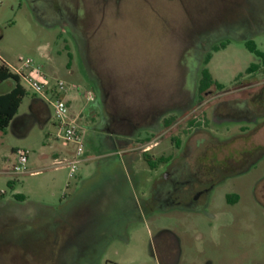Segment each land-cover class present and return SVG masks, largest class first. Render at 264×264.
I'll return each instance as SVG.
<instances>
[{
	"label": "rangeland",
	"instance_id": "374dc122",
	"mask_svg": "<svg viewBox=\"0 0 264 264\" xmlns=\"http://www.w3.org/2000/svg\"><path fill=\"white\" fill-rule=\"evenodd\" d=\"M35 2L37 6L31 0H0V63L15 64L20 57L30 58L53 83L61 80L78 87L81 102L71 108L76 115L88 103V91L96 92L93 79L97 77L104 80L106 91L120 108L133 104L142 110L147 104L162 107L171 103L187 87L190 73L186 76V70L191 72L200 64L202 42L215 44L223 34L227 35L222 40L227 47L211 51L206 68L225 84L238 72L246 76L252 62L259 63L247 48L246 37L250 36L248 41L264 54V0ZM63 21L69 23V30ZM9 84L0 86V94L8 91ZM21 85L27 91L19 108L22 114L29 112L30 99L37 94L25 82ZM94 120L82 114L79 117L86 130L85 149L90 159L71 180L69 169L56 165L53 153L60 149L65 151L60 159H70L75 146L58 137L53 122L46 130L37 126L27 138L17 137L10 128L0 131V170L4 165L11 169L16 161L14 149L30 152L27 173L0 176V188L7 190L6 198L0 200V264H159L152 249V234L159 229L184 235L187 229L201 225L200 232L205 234L203 220L186 217L180 222L174 213H156L146 222L125 221L121 216L124 204L115 191L112 194L107 168L110 162L127 163L131 156L123 153L122 146L132 138L115 133L111 140L116 142V153L112 158L96 157L95 150H105L103 138L112 132L106 126L92 128ZM222 126L237 131L233 124L218 127ZM188 127L183 121L154 138L149 136L153 140L147 144L141 138L151 134L150 127L139 130L134 144L138 176L144 180L151 177L150 164L140 158L145 148L154 146L155 159H165L174 153L173 139ZM248 144L264 145V126ZM128 172L133 178V193L138 196L139 177ZM11 180L13 189L8 186ZM77 180L83 184L73 191ZM72 191H76L74 196L66 200L64 195ZM14 194H22L25 201H17ZM122 226L128 234L112 238L108 231ZM259 227L255 238L251 232L255 230L245 232L236 227L212 234L209 241L207 235L201 240L194 231L193 238L189 236L196 250L192 255L203 253V257L182 264H209L206 258L212 260L210 264H258L257 253L264 262V216ZM101 244L107 245L104 250Z\"/></svg>",
	"mask_w": 264,
	"mask_h": 264
},
{
	"label": "flooded vegetation",
	"instance_id": "af4514ba",
	"mask_svg": "<svg viewBox=\"0 0 264 264\" xmlns=\"http://www.w3.org/2000/svg\"><path fill=\"white\" fill-rule=\"evenodd\" d=\"M31 2L37 6L35 0ZM62 25L69 30L67 21H63ZM226 37L223 34L214 41L215 44L202 42L200 64L191 72H185L186 76L187 72L190 73L188 84L185 83L187 87L179 97L162 107L147 104L141 110L129 104L131 106L126 109L120 108L116 98L106 91L104 80L101 77L93 79L97 90L94 92V103L87 107L85 117L89 118L90 113L96 110L97 117L91 124L92 128L106 126L112 132L103 138L105 150H95L96 157L109 155L112 158L116 153L113 151L116 142L111 138L115 133H124L132 138L122 146L123 153L131 156L126 164L128 170L138 176L140 172L134 164L139 159L134 155V144L139 130L150 127L151 134L141 138L143 144H147L157 133L163 134L176 124L186 121L189 126L173 139L174 153L165 159L163 156L155 159L152 153L154 146L143 150L142 161H156L157 167L149 169L151 177L146 180L138 176V196L126 183V176L121 171V165L125 164L122 160L110 162L107 168L112 194L115 191V197L123 202L121 216L128 224L146 222L156 213H174L180 222H184L186 217L205 222V234L200 232L201 225H194L193 230L187 229L184 235L169 228H161L152 234V249L159 264L192 263L201 259L203 253L192 255L196 251L190 241L194 231L201 240L207 235L209 241L213 240L214 233L240 227L245 232L255 230L251 231L255 238L264 216V145L248 144L264 126V64L255 57L259 61L255 69L250 70L252 62L245 70L247 75L238 72L230 84L214 78L204 64L205 59L211 51H215L216 46L224 44L222 40ZM249 38L245 40L248 42ZM217 41L221 43L216 45ZM204 69L211 77L206 88L202 87ZM170 121L173 123L168 126ZM143 123L146 125L143 126ZM223 123L235 125L237 131L218 127ZM88 133L89 143L94 133L93 130ZM237 141L241 143L236 144ZM160 168L164 172L159 173ZM75 192L69 193L66 200H71ZM108 232L112 238L128 234L125 226ZM106 246L101 244L100 248L104 250ZM258 255L257 263L264 264ZM206 259L207 263H212L210 258Z\"/></svg>",
	"mask_w": 264,
	"mask_h": 264
},
{
	"label": "built area",
	"instance_id": "2783aa9c",
	"mask_svg": "<svg viewBox=\"0 0 264 264\" xmlns=\"http://www.w3.org/2000/svg\"><path fill=\"white\" fill-rule=\"evenodd\" d=\"M13 74L20 77L30 89L46 100L52 107L54 121L58 128V137L75 146V152L70 159L56 160V165L69 169V179H74L79 167L86 161L85 140L86 130L74 115L67 102L70 92H79L76 86H68L64 81L54 83L43 72L40 66L30 58L20 57L15 64L6 63ZM87 100L93 101L94 94L88 91ZM16 161L10 170L0 172L2 175L16 176L28 172L30 152L24 149L15 150ZM69 184V183H68ZM7 195V190L0 188V196Z\"/></svg>",
	"mask_w": 264,
	"mask_h": 264
},
{
	"label": "crops",
	"instance_id": "0c3cea01",
	"mask_svg": "<svg viewBox=\"0 0 264 264\" xmlns=\"http://www.w3.org/2000/svg\"><path fill=\"white\" fill-rule=\"evenodd\" d=\"M9 86H10V88L8 90H10L12 88V84L10 83ZM80 99H81L80 91L79 92L72 91L67 96V102L71 108H73L76 104L79 105V103L81 102ZM23 101H24V99H23ZM87 102H88V100H87ZM92 103H94V102L89 101L87 104L83 105L81 107V111H79V114H77V116H80L81 114L85 116V112H86L87 107H89L90 104H92ZM74 115H76V114L74 113ZM96 117H97V111L96 110L91 112L89 115V119H91V120H94ZM50 122H53L54 126L57 128L56 123L54 121L53 111H52L51 106L42 97H40L39 95L38 96L35 95L32 99H30V110H29V112L21 114V113H19V110H18L17 114L13 118V120H12V122L8 128H10L12 130V132H14V134L17 137L27 138L34 132V130L37 126L40 127L41 129L46 130V128ZM15 150H17V149L13 150V154L15 153ZM71 154H74V153H71ZM63 155H65V151L63 152L59 149L58 151H55L53 153V158H54V160H61L60 158H62ZM85 157H86L85 163H88L90 156L87 155V152H85ZM7 170H10V168L8 166L4 165L2 170H0V172H6ZM121 171H123V173L126 176V178H125L126 183L129 186H132V180L128 177L129 172H128L127 164L121 165ZM80 182H81V180H77V182L74 184L73 191L79 187ZM68 195L69 194L64 195L65 199L67 198Z\"/></svg>",
	"mask_w": 264,
	"mask_h": 264
},
{
	"label": "trees",
	"instance_id": "16d2710c",
	"mask_svg": "<svg viewBox=\"0 0 264 264\" xmlns=\"http://www.w3.org/2000/svg\"><path fill=\"white\" fill-rule=\"evenodd\" d=\"M227 45L222 44L221 46H216L215 51L220 50V48H225ZM249 51L255 55V57L264 64V54L257 49V46L253 41H248L246 43ZM211 54L207 56L205 59V65H207L211 60ZM257 64H253L250 70H254ZM204 78L202 79V87L206 88L211 81L210 73L207 69L203 71ZM14 81V84L11 82ZM21 78L16 76L11 72L9 67L5 62L0 63V86L6 82H10L12 84V88L8 90L6 93L0 94V131H5L11 124L13 118L17 114L23 99L25 98L27 91L21 85ZM173 121L168 122V126H170ZM94 152V151H93ZM145 157V156H144ZM145 162L150 164L151 168H156L157 164H152V162L148 159H145ZM9 188H14V181L8 182ZM13 197L19 201L24 202L25 197L22 194H14ZM6 198V195L0 196V200Z\"/></svg>",
	"mask_w": 264,
	"mask_h": 264
}]
</instances>
